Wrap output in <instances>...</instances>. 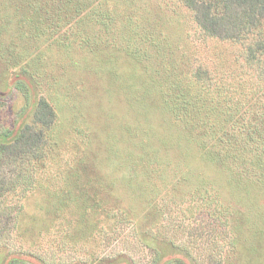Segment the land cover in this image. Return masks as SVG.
<instances>
[{"label":"trees","instance_id":"16d2710c","mask_svg":"<svg viewBox=\"0 0 264 264\" xmlns=\"http://www.w3.org/2000/svg\"><path fill=\"white\" fill-rule=\"evenodd\" d=\"M9 1L0 108L25 102L0 128V243L17 246L0 264H264V0H169L186 49L142 78L116 68L160 47L136 19L134 46L100 56L83 25L104 29L108 4ZM219 42L238 73L205 56Z\"/></svg>","mask_w":264,"mask_h":264},{"label":"rangeland","instance_id":"374dc122","mask_svg":"<svg viewBox=\"0 0 264 264\" xmlns=\"http://www.w3.org/2000/svg\"><path fill=\"white\" fill-rule=\"evenodd\" d=\"M87 2L91 4L93 1L88 0ZM100 2H102L104 5L108 4V6L113 8V10H109L110 13L112 12V19L109 21V23L104 22L106 26L104 29L96 24L92 16H90V18H92L91 21L88 22L86 26L83 25L84 35L91 40L93 38H97L100 42V45H97V47H99L97 51L98 55L101 56L102 54L108 53L121 54L119 49H122L123 45L130 49L132 46H134V44L131 45L130 43V38H133L130 36L131 31L128 32L126 29L128 26L127 22L124 21L126 16H128L130 20L136 19V25H134L136 33L138 29L141 31L144 30L146 33V30H148L152 34L154 41L156 43H160L159 48H150L149 58L143 64H136L133 67V65L130 63V65L125 66V63L122 65V60L116 64V68L118 70L124 73L138 72L142 78V75L146 73L153 74L154 71L158 70V68L161 70V67L158 66L159 56H163L165 58L171 54L174 55V57L179 58V51L181 49H186V42L182 29L184 21L183 19L185 14L188 15V12L183 7L172 5L170 1V3H166L161 0H100ZM162 2H164V4H162ZM0 4L2 16L6 20L13 22V20H16L20 17L18 15H14L12 12L13 5L9 0H0ZM19 14H22V12ZM123 37L125 43L122 40ZM202 49L205 50L204 52L207 53L205 56L209 57L208 59L213 61V67L218 69V71L228 73L235 71L238 73V70H235V68L240 69L236 67L239 64L238 60L235 58L238 50L234 45L227 42H219L211 47L204 45ZM210 52L213 55L209 54ZM101 58L102 57H99L97 61H100L99 63L101 65H105L107 67L106 59L101 61ZM84 61L86 65H91L90 59L88 62L86 60ZM132 62H134V60H132ZM95 63L96 62H94V64ZM182 66L180 68H182ZM100 74H102L101 79L93 81L94 83L103 88L113 85V82L110 78H108L107 74L104 75L103 72ZM10 75L11 74L5 78L3 74V68L0 66V89H4L6 87L7 81L10 79ZM16 93L17 95L13 100L10 99L5 103V108H0V128L5 123L7 124V121L9 118H11L12 113H16L20 109L24 108L23 103L25 100L23 98L22 91L19 90ZM90 113L94 114L93 111H90ZM105 113L106 117L108 118L110 116L109 110H106ZM16 247L17 246L15 244L12 245L8 241L0 243V251L3 249L6 252H11L14 251ZM123 247L124 246L119 245L115 246L113 249L107 248L102 252L101 255L105 257L114 256L115 254H118L119 250L123 249ZM140 250L141 249L139 248L138 252H140ZM62 261L64 262L65 260Z\"/></svg>","mask_w":264,"mask_h":264}]
</instances>
